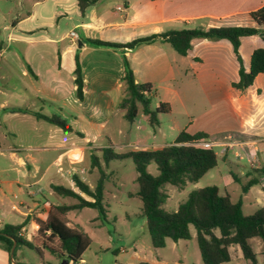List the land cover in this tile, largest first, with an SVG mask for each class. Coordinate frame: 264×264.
Here are the masks:
<instances>
[{
  "label": "crops",
  "instance_id": "1",
  "mask_svg": "<svg viewBox=\"0 0 264 264\" xmlns=\"http://www.w3.org/2000/svg\"><path fill=\"white\" fill-rule=\"evenodd\" d=\"M3 1L6 0H0V24H3L0 58L9 57L27 79L22 89L11 80V68L5 62L0 67V122L7 124L11 137L3 150L9 152L17 170V179L8 173L0 175L1 195L5 196L14 185L17 192H25L29 197L44 190L54 192L53 185L76 190L72 176L93 172L91 166L85 168L84 152L103 148L97 142L120 110L118 103L124 93L123 54L129 60L135 81L155 87V91L148 93L149 100L158 94L160 99L155 107L166 102L169 112L174 101L186 109L184 94L181 95L176 84L179 76L185 78L186 94L192 95V83L199 81L209 107L204 108L197 122L185 132L206 133L214 147L232 143L248 153L264 152V73H258L243 90L234 87L233 82L239 80V62L227 39H193L185 56L162 39L142 42L132 48L97 46L87 41L91 38L126 44L169 30L255 27L250 13L264 6V0H97L84 15L77 0H27L26 6L30 9L25 15H20L18 9H3ZM18 2L21 8L24 0ZM24 22L26 27L22 25ZM5 32L9 44L2 46ZM258 46L264 47L259 35L241 39L239 54L246 71L251 54ZM75 55L79 56L84 81L82 99L75 92ZM9 108L57 115L72 130L64 131L30 113L12 112ZM140 116L145 117L142 113ZM78 151V157H70L71 152ZM251 168L258 172L256 167ZM74 200L69 204L77 202ZM19 204L23 210L15 204L11 208L20 211L23 222L29 219L25 224L29 225L31 235L37 227L35 220H43L52 203L37 199L32 205L24 200ZM67 224L76 226L70 219ZM23 229L24 226L20 236ZM8 256L0 246V264H8Z\"/></svg>",
  "mask_w": 264,
  "mask_h": 264
},
{
  "label": "trees",
  "instance_id": "2",
  "mask_svg": "<svg viewBox=\"0 0 264 264\" xmlns=\"http://www.w3.org/2000/svg\"><path fill=\"white\" fill-rule=\"evenodd\" d=\"M96 1L77 0L81 14L84 15L86 9ZM250 15L257 25H264V6L252 11ZM250 35H260L264 40V28L251 26L185 28L137 38L126 44L91 38L87 41L97 46L132 48L142 42L162 39L169 43L178 54L185 56L191 48L193 39H227L239 62V80L233 82V86L243 90L252 84L258 73H264V47L253 50L248 71L243 66L239 46L241 39ZM122 59L124 93L118 108L123 111V118L133 122L137 115L142 113L151 126L157 127L160 123L158 115L169 111L168 103L160 102L157 107L152 108L148 93L154 90L153 85L136 82L129 60L124 54ZM73 72L76 96L82 99L84 81L78 55H75ZM9 110L30 113L64 131L72 130L71 126L57 115H46L26 108H9ZM208 138L209 136L204 132L189 134L181 131L174 142L156 149H134L124 153H116L110 148H98L94 151L102 152L106 161L131 158L134 162L138 189L130 195L138 197L142 202L146 228L153 247H164L166 238L173 241L189 239L191 238L190 228L193 227L203 264L229 262L232 257L231 246L234 245L240 248L242 257L250 264H257L256 253L249 239L253 237L261 239L263 243L261 254L264 256V205L253 213L244 214L240 201H233L227 192L221 193L216 185H207L191 191L187 199L181 202L175 211L167 212L161 209L168 197L164 184L183 188L186 182H197L208 170L216 166L218 154L215 147L203 145V142H209ZM224 158L221 157V159ZM151 162L157 166V175H152L146 170ZM91 167H96L100 174L93 187L76 174L72 176L76 190L63 185L52 186L57 194L71 197L77 202L50 205L45 218L35 220L37 227L31 232V247L39 251L41 248H46L59 254L67 261V264L81 262L82 254L91 244L92 238L77 226H68V212L89 207L97 209L100 214L105 213L103 206L105 172L100 166L99 156L92 155ZM257 183L256 178L249 179L242 186V191L246 192L249 187ZM25 222L16 225L5 224L0 228V246L8 253L13 240L16 243L20 242L19 233ZM137 264L151 263L139 261Z\"/></svg>",
  "mask_w": 264,
  "mask_h": 264
},
{
  "label": "rangeland",
  "instance_id": "3",
  "mask_svg": "<svg viewBox=\"0 0 264 264\" xmlns=\"http://www.w3.org/2000/svg\"><path fill=\"white\" fill-rule=\"evenodd\" d=\"M49 2L48 4H50ZM26 3L27 0H24L23 6L19 8L20 2L18 0H6L2 2V8L5 10L18 9L20 15H25L30 9ZM109 11L111 12V10ZM53 22L55 23V20ZM2 25L0 24V32H2ZM22 25L26 27L27 23L24 22ZM262 26L264 25L256 24L255 27L263 29ZM52 28L50 29L53 30ZM0 38H2L1 35ZM6 44H9V41L6 39L5 32L2 46ZM4 62L13 72L11 80L23 89L22 84L26 82L27 77L21 74L19 65L10 60L9 57L6 58V55L2 60L0 58V67L3 66ZM184 81L185 78L179 76L176 84L181 90V95L184 94L183 102L186 109L174 101L172 111L158 115L160 122L158 127L151 126L147 118L141 117L140 113L135 122H129L123 118V111L119 110L104 128L97 144L103 148H110L116 153H124L134 150V148L154 149L162 144L169 145L172 143L178 132L184 131L189 125L197 122V118L204 108L209 107L206 103L205 93L200 89L199 81L195 84L192 83V95L186 94V91L184 93ZM162 93L161 91L160 96ZM157 95L150 98L152 108H155V103L160 99ZM17 98L19 101L20 97ZM6 125L0 122V151L3 152L0 153V175L8 173L12 179H17L15 162L9 158V152L3 150L11 141ZM215 150L218 154L216 166L208 170L197 182H186L183 188L168 183L164 184V190L168 197L161 206L163 211H175L178 205L187 199L191 191L207 185H216L221 193L227 192L233 201H240L244 214L253 213L264 205V152L260 150L259 153H248L243 147L232 143L215 145ZM90 151V149H86L84 152L85 168H90L92 155L95 154L99 156L100 166L105 172L103 200L105 213L104 215L100 214L97 209L89 207L72 210L68 213L71 222L87 232L92 238L91 244L82 254V263L137 264L139 261H148L151 264H203L193 227L190 228L191 238L189 239L173 241L166 238L164 247L155 248L152 246L146 228L142 202L138 197L130 195L138 189L135 181L136 170L132 159L123 158L106 161L102 152L92 149L93 154H91ZM248 155H252L256 162L251 163ZM221 157L225 158L221 159ZM252 166L256 167L258 172L253 171ZM146 170L152 175L158 174L154 162H151ZM79 176L84 178L83 181L89 186L93 187L100 174L98 169L94 168L91 174L81 173ZM252 176H255L259 182L243 192L242 186ZM16 187L14 185V188L10 192H6L5 196L0 194V227L5 224L15 225L23 222L24 216L20 213L23 208L19 204L21 200H24L27 205H32V201L37 199L47 200L52 204H69L75 201L50 190H44L41 194L29 197L25 192H17ZM12 204L17 205L20 211L13 210ZM29 233L30 227L25 224L20 242L15 244L12 256H8V264H62L65 261L61 255L46 248H41L39 251L35 247H31V235ZM249 242L256 253L257 264H264V256L261 254L263 250L261 239L253 237L249 239ZM231 256V260L223 264H250L248 260L242 257L238 246H231Z\"/></svg>",
  "mask_w": 264,
  "mask_h": 264
},
{
  "label": "built area",
  "instance_id": "4",
  "mask_svg": "<svg viewBox=\"0 0 264 264\" xmlns=\"http://www.w3.org/2000/svg\"><path fill=\"white\" fill-rule=\"evenodd\" d=\"M203 145L210 146V145H213V144L211 142H203ZM248 157H249V160L251 161V163H255L256 162V159L252 155H249Z\"/></svg>",
  "mask_w": 264,
  "mask_h": 264
},
{
  "label": "water",
  "instance_id": "5",
  "mask_svg": "<svg viewBox=\"0 0 264 264\" xmlns=\"http://www.w3.org/2000/svg\"><path fill=\"white\" fill-rule=\"evenodd\" d=\"M15 244H16V241L13 240V244H12V247H11L10 252H9L10 256H12V254H13V249H14ZM62 264H67V261L65 260Z\"/></svg>",
  "mask_w": 264,
  "mask_h": 264
},
{
  "label": "bare ground",
  "instance_id": "6",
  "mask_svg": "<svg viewBox=\"0 0 264 264\" xmlns=\"http://www.w3.org/2000/svg\"><path fill=\"white\" fill-rule=\"evenodd\" d=\"M70 156H72V157H78L79 156V151L78 152H71V155Z\"/></svg>",
  "mask_w": 264,
  "mask_h": 264
}]
</instances>
